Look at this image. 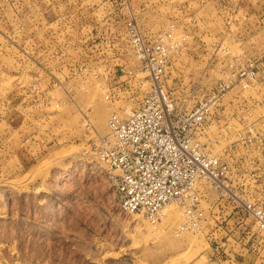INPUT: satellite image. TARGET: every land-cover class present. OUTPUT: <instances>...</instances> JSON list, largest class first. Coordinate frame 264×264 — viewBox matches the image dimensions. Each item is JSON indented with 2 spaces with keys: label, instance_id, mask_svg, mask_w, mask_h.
Returning <instances> with one entry per match:
<instances>
[{
  "label": "rangeland",
  "instance_id": "obj_1",
  "mask_svg": "<svg viewBox=\"0 0 264 264\" xmlns=\"http://www.w3.org/2000/svg\"><path fill=\"white\" fill-rule=\"evenodd\" d=\"M238 8L237 0H0V264H219L245 252L238 263L260 264L252 242L240 243L246 231L235 234L241 216L214 194L203 203V231L178 233L175 204L156 225L124 213L96 150L109 117H126L151 86L126 24L148 37L175 24L189 36L165 77L178 108L192 109L214 85L218 60L260 63V81L226 96L203 142L235 169L246 157L236 184L264 207V0Z\"/></svg>",
  "mask_w": 264,
  "mask_h": 264
},
{
  "label": "built area",
  "instance_id": "obj_2",
  "mask_svg": "<svg viewBox=\"0 0 264 264\" xmlns=\"http://www.w3.org/2000/svg\"><path fill=\"white\" fill-rule=\"evenodd\" d=\"M245 3L237 0V15ZM126 33L151 86L126 117L117 113L109 117L108 133L96 149L100 161L112 171L109 179L121 210L140 214L156 225L166 208L175 204L182 213L178 233L203 231L208 225L203 203L208 202L210 193L214 194L234 215L241 216L234 224L235 234L246 231L240 243L246 246L252 242V253L264 264V207L247 199L245 189L236 184V180L246 179V157H241L243 164L235 169L203 142L208 140L214 116L226 96L236 87L247 90L260 81V63L218 60L214 85L192 109H182L172 102L165 77L171 57L189 36L171 24L148 37L134 21L126 24ZM220 50L230 55L229 48ZM243 139L246 141V134ZM262 139L264 143V134ZM248 142L252 144L251 137ZM245 253L216 260L219 264H246L236 261L244 260Z\"/></svg>",
  "mask_w": 264,
  "mask_h": 264
},
{
  "label": "bare ground",
  "instance_id": "obj_3",
  "mask_svg": "<svg viewBox=\"0 0 264 264\" xmlns=\"http://www.w3.org/2000/svg\"><path fill=\"white\" fill-rule=\"evenodd\" d=\"M107 124H108V121H107Z\"/></svg>",
  "mask_w": 264,
  "mask_h": 264
}]
</instances>
